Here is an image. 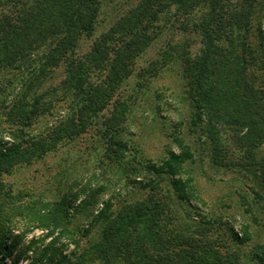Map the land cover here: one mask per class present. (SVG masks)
<instances>
[{"label":"trees","instance_id":"16d2710c","mask_svg":"<svg viewBox=\"0 0 264 264\" xmlns=\"http://www.w3.org/2000/svg\"><path fill=\"white\" fill-rule=\"evenodd\" d=\"M106 1L0 0V110L6 123L0 128V264H244L239 251L223 243L220 230L241 244L250 239L247 224L237 232L220 218L205 219L190 202L195 188L189 185L188 164L195 159L184 139L179 152L170 150L160 165L139 166L158 180L163 173L172 177L176 197L198 216L193 223L177 219L170 195L153 193L116 206L110 196L93 209L87 226L75 229L70 213L76 195L46 199L6 186L4 174L42 158L58 141L97 121L159 35L166 14L168 22L176 20L177 27L199 37L197 51L176 50L193 134L214 166L244 170L264 202V28L259 51L248 36L264 0H136L79 54ZM58 72L59 80L51 83ZM68 98L56 119L30 133L40 116L54 113L57 100ZM98 190L77 206L89 204ZM16 216L23 223L11 227L7 219ZM94 227L98 238L81 242L78 235L88 236ZM34 229L40 232L29 235ZM254 247L260 250L253 258L264 264V243Z\"/></svg>","mask_w":264,"mask_h":264},{"label":"rangeland","instance_id":"374dc122","mask_svg":"<svg viewBox=\"0 0 264 264\" xmlns=\"http://www.w3.org/2000/svg\"><path fill=\"white\" fill-rule=\"evenodd\" d=\"M135 2H104L93 35L81 41L77 52H85L91 41ZM165 16L163 14L160 18L159 35L139 56L133 72L121 82L118 93H115L111 104L100 112L97 121L76 137L58 141L57 148L42 158L16 167L2 178L13 192L29 191L39 198L56 199L66 193L76 195V200L71 201V212H74L70 213V225L75 229L87 226L91 214L96 212L93 209L99 208L101 202L110 196H113L111 201L116 206L122 201L153 193L159 198L170 195L169 201L177 219L183 224L193 223L198 216L176 197L172 177L163 173V179L158 180L157 174L147 173L140 168L141 163L160 165L170 150L179 152L178 141L184 139L194 151L195 159L188 164L189 173L193 176L189 185L195 188V196L190 202L202 211L205 219L220 218L237 232L240 225L244 228L247 224L250 237L247 242L237 244L228 233L220 230L224 239L222 242L236 248L244 264H259L253 258V253L260 250L254 247L255 243H264V202L257 199L244 170L214 166L208 151L199 143L198 136L193 134L191 110L184 94V80L179 61L176 60V50L187 46L189 51H197L200 47L199 37L194 32L177 27L176 20L171 24ZM263 28L264 10L258 4L248 35L250 46L255 51L260 50L258 45ZM168 52L172 56L167 59ZM59 78L58 72L51 83H56ZM69 101L70 98L57 100L54 113L40 116L29 128L30 133L41 132L45 122L56 119ZM113 107L122 111V115L116 116ZM3 119L4 114L0 110V128L6 126ZM3 140H9V136L5 135ZM202 140L205 141L204 137ZM113 141L120 143L121 147L113 144ZM153 181L155 188L152 190L148 185H153ZM98 188L89 204L81 208L77 206L81 199H89L91 191ZM17 217L7 219L11 221V227H19L23 223ZM33 232L40 231L34 229L28 234ZM98 235L94 227L88 236L80 234L78 237L84 242L87 238L97 239Z\"/></svg>","mask_w":264,"mask_h":264}]
</instances>
